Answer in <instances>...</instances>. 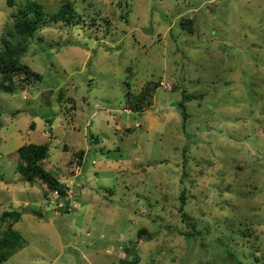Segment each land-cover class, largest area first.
I'll return each instance as SVG.
<instances>
[{"label": "rangeland", "instance_id": "rangeland-1", "mask_svg": "<svg viewBox=\"0 0 264 264\" xmlns=\"http://www.w3.org/2000/svg\"><path fill=\"white\" fill-rule=\"evenodd\" d=\"M30 1L22 60L42 77L0 89V215L23 212L25 245L1 264H264V0H0V48ZM67 1L73 22L53 20ZM29 142L70 210L17 171Z\"/></svg>", "mask_w": 264, "mask_h": 264}, {"label": "trees", "instance_id": "trees-1", "mask_svg": "<svg viewBox=\"0 0 264 264\" xmlns=\"http://www.w3.org/2000/svg\"><path fill=\"white\" fill-rule=\"evenodd\" d=\"M17 0H7V4L14 7ZM24 8H20L17 12L13 13L14 21L12 27L5 32L1 38L2 46L0 48V89L6 93H12L17 87L22 89L26 88L34 81L41 79V74L33 68L23 62L22 57L27 50V43L32 40L40 26L44 23V6L38 2L30 1L24 4ZM78 14L76 7L71 1L62 3L60 8L52 15V19L55 21H62L66 24H71ZM193 21L189 18L185 19L182 26L192 29ZM16 40V41H15ZM130 85V84H128ZM157 83H153L148 87L142 94H135L131 89L128 91V99L135 98L134 105L130 101L127 108L130 110L137 111L140 108L139 103L150 102V98L153 97V91L156 88ZM172 89V87H171ZM202 95V94H201ZM130 96V97H129ZM192 97V96H191ZM190 97V99H192ZM60 99L63 98L59 96ZM69 100L73 98L68 97ZM187 98V97H186ZM189 99V97L187 98ZM148 100V101H147ZM184 100L179 102V106L182 107V113L186 115ZM151 103V102H150ZM149 103V104H150ZM148 104V105H149ZM34 123L32 124V127ZM99 138L97 137L96 140ZM67 147V144H65ZM68 149V148H67ZM66 149V150H67ZM50 145L48 143H35L29 142L18 147L16 161V169L20 172L27 182L31 185L39 184L43 188L45 196L53 197L57 200L55 203L58 207L63 208L65 211L71 208L70 190L71 186L63 182L60 178L59 173L50 171L45 163L49 156ZM78 166L84 163L86 151L80 149L77 153ZM76 164L69 166L71 171L74 170ZM58 194H55V192ZM182 204L181 211L185 218H189L188 214L184 211L186 205L185 199L186 194H181ZM23 212L18 210H6L0 215V264L8 260L14 253L21 249L25 245V240L21 232L14 228V224L20 220ZM140 236L148 233V230L142 228L138 232ZM193 232H184V235L191 237ZM152 235L149 233L148 236ZM133 248V247H132ZM126 248V253L133 254L134 249ZM131 260L122 258L123 261L127 260L126 264H137L139 257L136 256ZM132 256V255H131Z\"/></svg>", "mask_w": 264, "mask_h": 264}, {"label": "built area", "instance_id": "built-area-1", "mask_svg": "<svg viewBox=\"0 0 264 264\" xmlns=\"http://www.w3.org/2000/svg\"><path fill=\"white\" fill-rule=\"evenodd\" d=\"M167 85H168V84H165V87H166V88H167ZM170 88H171V85H170ZM55 194H58V192L56 191Z\"/></svg>", "mask_w": 264, "mask_h": 264}]
</instances>
